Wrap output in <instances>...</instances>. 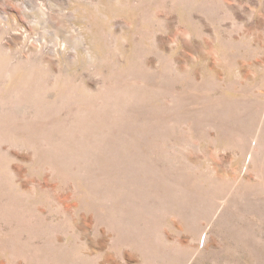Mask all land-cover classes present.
Here are the masks:
<instances>
[{
	"label": "rangeland",
	"instance_id": "374dc122",
	"mask_svg": "<svg viewBox=\"0 0 264 264\" xmlns=\"http://www.w3.org/2000/svg\"><path fill=\"white\" fill-rule=\"evenodd\" d=\"M0 264H264V0H0Z\"/></svg>",
	"mask_w": 264,
	"mask_h": 264
}]
</instances>
